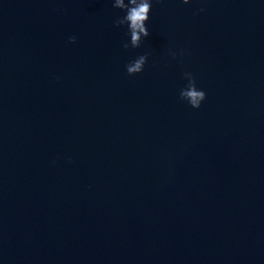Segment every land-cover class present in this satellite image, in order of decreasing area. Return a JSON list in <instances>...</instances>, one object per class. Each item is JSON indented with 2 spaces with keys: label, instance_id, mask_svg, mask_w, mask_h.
<instances>
[{
  "label": "water",
  "instance_id": "water-1",
  "mask_svg": "<svg viewBox=\"0 0 264 264\" xmlns=\"http://www.w3.org/2000/svg\"><path fill=\"white\" fill-rule=\"evenodd\" d=\"M114 3L0 0V264H264V0Z\"/></svg>",
  "mask_w": 264,
  "mask_h": 264
},
{
  "label": "clouds",
  "instance_id": "clouds-1",
  "mask_svg": "<svg viewBox=\"0 0 264 264\" xmlns=\"http://www.w3.org/2000/svg\"><path fill=\"white\" fill-rule=\"evenodd\" d=\"M189 2L190 0H182L183 4H188ZM113 7L125 12L123 17H117L114 26L121 27L126 25L131 35L132 46L139 47L141 36H149V32L145 25L149 19V13L152 7L151 0H129L127 5L124 0H115ZM201 11H203V9H201ZM69 42L75 43L76 38L70 37ZM123 47L127 49L128 45L125 44ZM172 55L173 58H175V54ZM146 61L147 56H140L135 61L126 65L127 74L133 76L134 74L141 73ZM190 76L191 79L186 88L182 89L180 92V99L182 101L188 100L193 109H199L206 95L204 91L197 89L195 79L191 74Z\"/></svg>",
  "mask_w": 264,
  "mask_h": 264
}]
</instances>
